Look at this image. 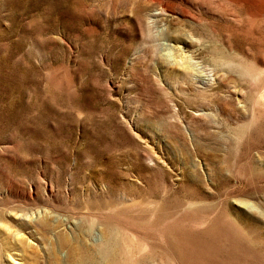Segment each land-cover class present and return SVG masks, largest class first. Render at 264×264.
Masks as SVG:
<instances>
[{
  "label": "rangeland",
  "instance_id": "rangeland-1",
  "mask_svg": "<svg viewBox=\"0 0 264 264\" xmlns=\"http://www.w3.org/2000/svg\"><path fill=\"white\" fill-rule=\"evenodd\" d=\"M0 264H264V0H0Z\"/></svg>",
  "mask_w": 264,
  "mask_h": 264
},
{
  "label": "bare ground",
  "instance_id": "bare-ground-1",
  "mask_svg": "<svg viewBox=\"0 0 264 264\" xmlns=\"http://www.w3.org/2000/svg\"><path fill=\"white\" fill-rule=\"evenodd\" d=\"M167 53H168V52H167ZM176 57H177V55H176ZM182 57H183V56L180 57L181 62H179V63L182 65L183 69H186V65L183 64ZM176 61L178 62V60H176ZM186 64H187V63H186ZM188 67H189V66H188ZM189 68H190V67H189ZM185 71H186V70H185ZM197 75H198V74H197ZM209 86H210V85H209Z\"/></svg>",
  "mask_w": 264,
  "mask_h": 264
}]
</instances>
